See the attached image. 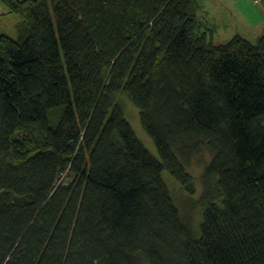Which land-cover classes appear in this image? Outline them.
<instances>
[{
	"label": "trees",
	"instance_id": "obj_1",
	"mask_svg": "<svg viewBox=\"0 0 264 264\" xmlns=\"http://www.w3.org/2000/svg\"><path fill=\"white\" fill-rule=\"evenodd\" d=\"M0 4V264H264V35L216 45L201 0ZM204 148L195 229L164 176L194 194Z\"/></svg>",
	"mask_w": 264,
	"mask_h": 264
},
{
	"label": "rangeland",
	"instance_id": "obj_2",
	"mask_svg": "<svg viewBox=\"0 0 264 264\" xmlns=\"http://www.w3.org/2000/svg\"><path fill=\"white\" fill-rule=\"evenodd\" d=\"M201 5L205 20L213 24L210 26L213 32L208 33L209 39L216 45L225 44L235 36L256 42L264 35V0H260V3L255 0H201ZM20 20L18 16L9 14L8 9L0 4V23L6 21V26L0 27V32L15 38L16 26ZM123 104L128 116L126 118L136 136L146 150L153 157L158 158L153 141L144 132L143 127L139 126L137 109L126 100ZM211 158L209 150L204 148L201 153L193 157V160L186 163L187 172L194 178V194H188L184 187L170 175L164 176L181 213L184 217H188L195 229L198 228L203 211L197 201L203 193V173Z\"/></svg>",
	"mask_w": 264,
	"mask_h": 264
},
{
	"label": "built area",
	"instance_id": "obj_3",
	"mask_svg": "<svg viewBox=\"0 0 264 264\" xmlns=\"http://www.w3.org/2000/svg\"><path fill=\"white\" fill-rule=\"evenodd\" d=\"M256 1L260 3V0H255V2H256Z\"/></svg>",
	"mask_w": 264,
	"mask_h": 264
}]
</instances>
